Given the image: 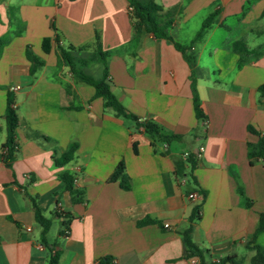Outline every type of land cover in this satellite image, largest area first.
I'll list each match as a JSON object with an SVG mask.
<instances>
[{
  "label": "crops",
  "instance_id": "1",
  "mask_svg": "<svg viewBox=\"0 0 264 264\" xmlns=\"http://www.w3.org/2000/svg\"><path fill=\"white\" fill-rule=\"evenodd\" d=\"M154 1L171 19L173 40L189 44L203 120L193 110L182 52L151 32L136 33L128 0H0V39H7L0 52V264H48L54 249L56 264H201L187 255L181 236L196 204L191 238L204 263L250 264L252 241L264 247V230L254 238L264 213V162L248 156L259 139L248 126L264 133V50L247 54L239 67L232 49L239 39L250 52L264 48V0ZM210 14L212 23L196 39ZM26 46L44 62L33 73ZM58 46L73 48L91 77L105 70L117 100L139 121L181 139L152 145L142 127L105 107L94 87L59 60ZM96 47L102 59H92ZM8 93L19 119L9 166ZM71 146V159L57 165ZM189 152L204 192L196 200L173 174L174 159ZM120 161L127 190L109 180ZM63 172L80 201L72 202ZM33 202L50 220L45 240Z\"/></svg>",
  "mask_w": 264,
  "mask_h": 264
},
{
  "label": "trees",
  "instance_id": "2",
  "mask_svg": "<svg viewBox=\"0 0 264 264\" xmlns=\"http://www.w3.org/2000/svg\"><path fill=\"white\" fill-rule=\"evenodd\" d=\"M130 7L133 11V18H134V26L136 33L141 31L151 32L155 37L165 39L168 42L174 44V46L180 50L184 56V59L187 61L190 67V89L192 95V104L193 110L196 117L199 120H203L204 116L202 113V109L200 107V100L198 97V93L194 84V73H193V66L195 64L194 57L190 55L187 51L189 49V44H181L173 40L171 35L168 32V28L171 23L170 17L162 12V7L157 4L154 0H128ZM214 19V14H210L208 17L204 19L202 22L199 30L196 32L195 38L199 39L205 29L210 26ZM7 42V39L1 38L0 39V52L3 45ZM97 43V42H96ZM98 46V45H97ZM42 51L48 53L50 51V39L48 37H44L41 42ZM73 48L71 47H62L58 46V58L59 60L63 61L65 65L69 66L71 71L83 82L88 83L94 87V95L101 97L103 100V105L105 107H110L117 116L127 117L132 119L137 126L142 127L144 132L152 138L151 144L154 145L156 139L160 140L161 142L169 143L172 140L181 139L182 136L171 134V133H164L158 125L151 121H139L136 116L129 113L122 104L117 100L114 93L111 90L109 80L106 76V71L104 70L103 76L99 79H95L90 75L82 72L75 57H73L70 53V50ZM232 49L238 53V66L240 67L245 61V56L249 53H253L255 55L261 53L264 48H260L259 52L256 50L248 51L245 42L243 39H239L232 44ZM25 54L27 59L30 61V72L33 73L38 67L43 65V60L37 57L29 46H26ZM105 52L101 51L98 47H96V57L95 59L100 57L103 58ZM85 62H81L84 64ZM77 65V66H76ZM262 92H264V85L260 88ZM4 119L6 123V152L4 154V162L6 165H10L13 161L15 154H16V141H15V130L18 126L19 119L16 113L15 108L13 107V97L11 93L7 94L6 98V106L4 111ZM248 130L254 134L259 135L258 141L250 147L248 151V156L250 159L260 158L264 162V133H259L255 130L252 126H248ZM75 146H71L69 150L62 154L60 161L57 162V165H64L66 164L72 157L74 152ZM134 152H137V148L133 146ZM196 154L193 152L187 153L185 157L181 155L178 158L174 159V169L173 174L180 180L184 179V192L187 195L189 192L199 190L196 177L194 175V169L196 168ZM60 179L64 181L66 189L71 194V200L73 203L78 202L82 199L81 191L77 190L73 185V178L63 172L59 175ZM110 181H118L120 187L122 189H129L130 187V180L129 177L125 173V167L123 161H120L117 166L115 167L114 171L109 177ZM202 196L204 192H201ZM199 207L200 204H196L193 206L191 214L189 216V224L188 227L181 232L182 239L187 249L188 256H197L201 262V264H224L225 262L229 261L232 264H235L230 258H223L220 259L218 262H203V252L198 246L193 242L191 238V232L193 229L194 222L199 218ZM33 209H34V217L36 221L41 226V237L42 240H45V234L48 230L50 220L46 218L40 211L39 207L33 202ZM65 216V214H63ZM151 220L146 218L138 222V224L148 223ZM65 225V223L63 224ZM264 230V213L259 214V225L254 231V238ZM252 247L254 248L255 252L251 257L250 264H264V247H261L252 241ZM59 255V250L54 249L48 264H56ZM97 264H108V261L105 259L100 260Z\"/></svg>",
  "mask_w": 264,
  "mask_h": 264
},
{
  "label": "built area",
  "instance_id": "3",
  "mask_svg": "<svg viewBox=\"0 0 264 264\" xmlns=\"http://www.w3.org/2000/svg\"><path fill=\"white\" fill-rule=\"evenodd\" d=\"M130 10H132V8L130 7ZM17 86H12L10 89L11 90H17ZM14 107V106H13ZM202 149V147H200V150ZM187 155V153H185V154H183V157H185ZM184 179L182 178V179H180V183L181 184H184ZM187 197L189 198V199H192V200H196V199H200L201 198V194L199 193V192H197V191H192V192H189L188 194H187ZM163 226L165 227V228H168L169 227V224L168 223H164L163 224ZM28 230L30 229V228H27ZM195 262H196V259L195 258H192L191 259V263H193V264H195Z\"/></svg>",
  "mask_w": 264,
  "mask_h": 264
}]
</instances>
